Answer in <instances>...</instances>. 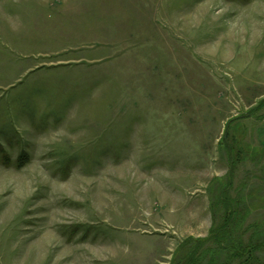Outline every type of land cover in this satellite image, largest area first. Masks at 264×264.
I'll list each match as a JSON object with an SVG mask.
<instances>
[{
	"label": "rangeland",
	"instance_id": "rangeland-1",
	"mask_svg": "<svg viewBox=\"0 0 264 264\" xmlns=\"http://www.w3.org/2000/svg\"><path fill=\"white\" fill-rule=\"evenodd\" d=\"M263 119L264 0H0V264H264Z\"/></svg>",
	"mask_w": 264,
	"mask_h": 264
},
{
	"label": "trees",
	"instance_id": "trees-1",
	"mask_svg": "<svg viewBox=\"0 0 264 264\" xmlns=\"http://www.w3.org/2000/svg\"><path fill=\"white\" fill-rule=\"evenodd\" d=\"M27 161H28L27 156H23L22 158H19L18 162H17L18 166L19 167L24 166L27 163ZM226 205H227L228 209H230V206H228L229 204H226ZM216 235L223 237L224 236L223 228ZM225 237L227 238V236H225ZM198 244H199V242H198ZM199 246L200 245H196L195 249L189 254L187 259L185 260V264H197L196 260H197V252H198ZM240 250H237V251H240Z\"/></svg>",
	"mask_w": 264,
	"mask_h": 264
},
{
	"label": "crops",
	"instance_id": "crops-1",
	"mask_svg": "<svg viewBox=\"0 0 264 264\" xmlns=\"http://www.w3.org/2000/svg\"><path fill=\"white\" fill-rule=\"evenodd\" d=\"M261 129L258 131V135L261 136L260 142L262 143L261 145H264V119L262 120V124L260 125Z\"/></svg>",
	"mask_w": 264,
	"mask_h": 264
}]
</instances>
